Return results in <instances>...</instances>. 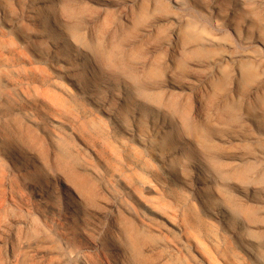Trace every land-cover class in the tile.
<instances>
[{"label":"rangeland","instance_id":"rangeland-1","mask_svg":"<svg viewBox=\"0 0 264 264\" xmlns=\"http://www.w3.org/2000/svg\"><path fill=\"white\" fill-rule=\"evenodd\" d=\"M130 1L136 2L109 0L100 5L93 0H0V28L20 39L33 68L73 91L78 108L90 110L101 119L106 130L114 131L119 141L143 152L149 163L163 173L160 178L173 191L191 198L207 196L213 208L228 210L226 223L214 219L238 244L255 242L259 248L255 258L247 262L262 263L263 233L245 229L240 239L241 223H247L244 215L233 212L228 203L214 204L212 200L216 191L226 193L223 184L227 182L220 181L218 174L233 156L248 159L247 183L253 181L264 165V51L253 52L257 59H244L237 65L228 62L213 65V61L221 60L226 49L242 51L231 27L216 21L211 14L214 0H182L183 4L178 7L169 0H139L131 8L134 16L127 23L123 17L126 9H118L116 4ZM247 1L254 10L249 19L264 34V9L257 6L256 0ZM219 4L226 12L234 6V0H220ZM100 15L104 18L98 21ZM30 16L37 18L30 19ZM244 19L239 20V31L243 30ZM197 24L203 29L196 31L188 27ZM150 26L159 28L143 41L141 33ZM179 28L182 32L176 44L181 50L175 63L170 64V44ZM210 35L219 42L208 44ZM238 67L244 70L239 78L236 77ZM260 85L263 87L255 95ZM197 94H200V103ZM194 125L203 128V132ZM164 131L166 136L161 147L167 154L176 156L174 159L148 145V140ZM204 131L214 144L208 149L198 142V134L204 135ZM220 138L228 146H219ZM75 140H72L74 153L83 147L82 141ZM92 157L98 164L94 154ZM194 164L200 165L203 173ZM107 179L112 195L100 187L97 192L103 206L97 211L102 215L108 212L115 197L126 193L117 175H109ZM257 181L260 189L255 197L264 203V176ZM55 182L50 178L46 184ZM55 190L59 193L53 198L57 201L53 206L36 212L40 197L31 195L24 210L11 208L3 215L0 264H55L58 252L68 264H86L84 245L73 248L51 237V232L63 223L60 187ZM144 193L149 198L156 196L148 188ZM146 212L164 222L156 213ZM263 217L264 213H255L252 219L258 222ZM87 221L85 228L95 237L94 228L107 225L105 219Z\"/></svg>","mask_w":264,"mask_h":264},{"label":"bare ground","instance_id":"bare-ground-1","mask_svg":"<svg viewBox=\"0 0 264 264\" xmlns=\"http://www.w3.org/2000/svg\"><path fill=\"white\" fill-rule=\"evenodd\" d=\"M93 1L100 5L109 2ZM169 1L176 7L183 4L182 0ZM219 1H213L211 14L216 21L231 27L242 51L226 49L221 60L213 61V65L222 62L237 65L244 59H253V52L264 51V34L249 19L254 10L248 1L234 0V6L226 12L221 9ZM256 2L264 9V0ZM135 3L116 4L118 9H126L123 17L127 23L134 16L131 8ZM102 16L98 21L104 18ZM171 17L177 19L175 15ZM35 18L30 16V19ZM242 19L244 27L239 31V20ZM198 26L188 27L196 31L203 29ZM158 28L144 29L141 39L145 41ZM181 32L182 28L175 31L174 41L170 44V64L175 63L181 50L176 44ZM218 42L212 35L207 38L210 45ZM70 44L74 45L73 42ZM243 46L248 47L243 50ZM95 70L99 67L95 66ZM243 73L242 67H238L236 77H242ZM260 87L263 85L255 89V95L261 91ZM75 97L69 87L33 68L20 39L0 28V221L11 208L24 210L31 195L40 197L36 212L42 207L53 206L57 202L53 198L59 193L55 189L60 187L63 223L51 232V237L59 238L73 248L84 245L86 264H250L247 260L255 258L259 246L248 239L238 244L237 239H231L225 227L214 219L225 222L228 210H216L207 196L191 198L173 191L160 178L163 173L149 163L143 152L132 144L119 141L114 131L106 130L101 119L90 110L78 108ZM199 97L197 94L198 103ZM195 118H200L198 112ZM194 126L198 130L199 126ZM199 130L203 132V128ZM165 136L164 131L148 140V145L174 159L176 156L167 154L161 147ZM198 136L199 145L208 149L212 142L209 135L205 132ZM75 138L83 142V147H79L76 153L72 150ZM219 141L222 142L219 146L229 144L221 138ZM93 154L98 164L93 162ZM247 163L248 159L241 155L229 159L218 174L220 181L227 182L223 184L226 193L216 191L212 200L214 204L228 203L233 212L244 215L247 223H241L240 239L245 229L264 235V217L258 222L252 219L255 213H264V203L255 197L260 189L257 180L264 176V165L253 176V181L247 183ZM194 167L203 173L200 165L194 164ZM109 175L119 177L126 193L115 197L108 212L102 215L97 211L103 208L97 192L100 187L112 195L108 188ZM50 178L56 181L53 185L46 184ZM232 179L236 182L232 183ZM147 188L156 193L154 198L145 195ZM147 210L156 213L164 222L152 218ZM44 219L47 221L46 217ZM100 219H105L107 225L94 228L95 237L85 227L87 220L94 223ZM262 247L263 261L258 264H264V244ZM58 253L54 263L68 264L64 255Z\"/></svg>","mask_w":264,"mask_h":264}]
</instances>
